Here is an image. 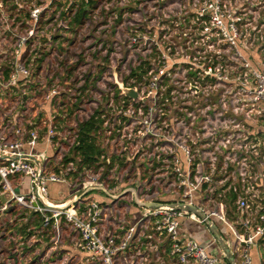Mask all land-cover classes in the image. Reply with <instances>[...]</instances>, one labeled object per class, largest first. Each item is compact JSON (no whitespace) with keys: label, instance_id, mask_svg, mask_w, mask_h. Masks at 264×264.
<instances>
[{"label":"built area","instance_id":"1","mask_svg":"<svg viewBox=\"0 0 264 264\" xmlns=\"http://www.w3.org/2000/svg\"><path fill=\"white\" fill-rule=\"evenodd\" d=\"M39 13L36 9L32 15ZM213 22L224 26L218 17ZM29 43L25 37L14 46L11 57L5 58L9 68L0 76L1 97L17 99L11 114L0 110V213L15 207L31 211L41 220L42 232L68 233L85 264H223L209 252L210 245L180 232L184 219L209 229L219 220L235 239L234 249L224 240L234 259L231 264H255L254 249L264 264V70L252 72L256 83L252 93L217 99L216 108L211 111L209 106L201 122L192 118L194 122L182 133L175 131L172 139L136 145L134 135L126 131L131 124L124 113L131 98L122 90L117 99L123 116L117 118L116 128L108 124L113 99L101 111L92 101L91 114L68 128L67 118L83 112L82 91L66 90L59 76L34 84ZM215 68L205 67L207 86L221 77ZM187 71V77L193 75ZM226 99H232L235 110H226ZM92 119L96 126L90 140L101 154L84 165L76 149L81 125ZM134 172L139 173L132 178ZM70 183L81 187L78 196L90 187H102L115 196L134 188L142 214L132 215L131 206L120 207V200L111 197L108 203L83 197L68 207L77 196L61 209L48 203V185ZM127 197L135 203L132 192ZM147 203L160 207L146 208ZM114 211L119 216L109 226ZM222 258L227 259L224 253Z\"/></svg>","mask_w":264,"mask_h":264},{"label":"rangeland","instance_id":"2","mask_svg":"<svg viewBox=\"0 0 264 264\" xmlns=\"http://www.w3.org/2000/svg\"><path fill=\"white\" fill-rule=\"evenodd\" d=\"M80 1L0 0V76L9 68L5 58L11 57L22 38H28L34 84L45 77L59 76L66 90L82 91L83 112L80 117L71 114L67 118L68 128L91 114L92 101L101 111L110 107L112 99L108 124L115 127L117 118L123 116L117 99L120 86L137 85L127 87L135 89L139 98L130 99L125 107L131 124L126 131L134 135L136 145L162 143V138L172 139L175 131L184 132L194 122L192 118L201 122L209 106L211 111L216 108L217 99L252 93L256 87L252 72L264 70V0H91L93 6L84 27L71 33L69 21L62 14L71 15L70 8ZM36 9L40 13L34 17ZM216 17L224 23L222 28L214 24ZM213 64L221 77L215 78L213 86H207L203 80L205 67ZM139 68L148 74L126 84L131 71ZM187 69L193 74L190 77ZM226 100V110H235L232 99ZM0 102L2 113L6 110L11 114L17 99L0 95ZM34 105L38 111L39 105ZM71 185H48V203L67 206L81 193V187ZM155 188L161 191L160 186ZM84 199L112 202L97 190ZM128 205L133 210L138 208L129 197L120 199V207ZM116 216L119 214L115 211L109 215V226ZM125 216L127 221L131 218ZM214 221L222 238L234 249L235 239L229 228ZM40 223L31 211L16 207L0 213V264H85L68 233L42 232ZM217 245H211V252L218 251Z\"/></svg>","mask_w":264,"mask_h":264},{"label":"trees","instance_id":"3","mask_svg":"<svg viewBox=\"0 0 264 264\" xmlns=\"http://www.w3.org/2000/svg\"><path fill=\"white\" fill-rule=\"evenodd\" d=\"M73 7L70 8L71 15H69L67 12H64L62 14L63 18H66V20L69 21L70 26V32L75 33L74 29L82 28L84 27V22L88 18L89 15V8L92 7L91 0H81L78 2L77 6L72 5ZM74 8H77V10H73ZM71 27H73L71 29ZM144 74H148V71H144L142 68L134 69L131 71L130 75L126 78L125 83L127 84L129 80H136L139 81ZM137 85H132L126 87H132L136 88ZM128 98V97H127ZM95 120L92 119L91 121H87L86 123H83L81 125L80 130V138H79V144L80 146L77 147L76 151L80 152V158L81 163L84 165L92 164L94 161H96V158L100 156L101 150L94 144V140H90L91 133L93 129L95 128Z\"/></svg>","mask_w":264,"mask_h":264},{"label":"crops","instance_id":"4","mask_svg":"<svg viewBox=\"0 0 264 264\" xmlns=\"http://www.w3.org/2000/svg\"><path fill=\"white\" fill-rule=\"evenodd\" d=\"M57 185H59V184H57ZM197 200L199 201L198 197H197ZM57 207H65V206H57ZM131 214L132 215L135 214L137 216L139 214H142V212L140 211V213H139V209L138 208H137V210L131 209ZM36 218L38 220H40L38 217H36ZM187 222H191L192 225H188V227H186ZM214 224L216 225L215 221H214ZM180 232H181L182 236H185L186 238L194 239L198 243H200L201 245H203L205 247H208V245H210L209 246V252L210 253H212L213 255H216L217 258L221 259L223 261V264H231L232 261H230L229 259H223L222 258V256L220 255V248H221L220 244L217 243L218 244L217 245V244L214 243V238L215 237H214L211 229H209L205 225L198 224V223L193 222L192 220H189V219H187V220L184 219L182 221V226H181ZM218 232L220 233L219 229H218ZM209 237L213 239V241H211V243H208V241H210ZM212 244L218 246V248H217L218 251H216V249H215V250H213V252H211L212 247H214V246H211ZM251 254H252V256H253V258L255 260V264H263V258H261V253H260V251H258V249L252 250Z\"/></svg>","mask_w":264,"mask_h":264},{"label":"water","instance_id":"5","mask_svg":"<svg viewBox=\"0 0 264 264\" xmlns=\"http://www.w3.org/2000/svg\"><path fill=\"white\" fill-rule=\"evenodd\" d=\"M120 88H121V90L124 92V94L127 97H129L131 99H134V100L139 98V93L135 89L127 88V87H124V86H120ZM95 190L102 191L107 196L111 197L114 201L120 200L121 198L126 197L129 193L132 192L134 194V202H135V204L136 205H142L138 201V198L136 196V189H134V188H127V190L122 192L120 195L115 196V195L110 194L109 192L107 193L102 187H90V188H88V190H86L80 196H78L76 198V200L71 202L68 207H70L75 201L77 202V201L81 200L83 197H86L90 191H95ZM144 206L145 207H150V208H158V207H160V204L147 203ZM190 210H192L194 212L195 208H190ZM211 231H212L215 239H217L218 243L220 244L221 249H222L223 253L225 254L226 258L233 262L234 259H233L232 255H231L230 249L226 246L224 239H222L221 234L218 232L217 226L214 223H212V222H211Z\"/></svg>","mask_w":264,"mask_h":264},{"label":"bare ground","instance_id":"6","mask_svg":"<svg viewBox=\"0 0 264 264\" xmlns=\"http://www.w3.org/2000/svg\"><path fill=\"white\" fill-rule=\"evenodd\" d=\"M65 207H66V206H65ZM59 208L61 209V208H64V207H59Z\"/></svg>","mask_w":264,"mask_h":264}]
</instances>
